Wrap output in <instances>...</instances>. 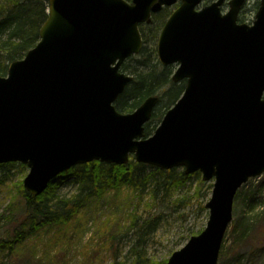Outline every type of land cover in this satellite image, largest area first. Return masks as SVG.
I'll return each instance as SVG.
<instances>
[{
	"label": "water",
	"instance_id": "1",
	"mask_svg": "<svg viewBox=\"0 0 264 264\" xmlns=\"http://www.w3.org/2000/svg\"><path fill=\"white\" fill-rule=\"evenodd\" d=\"M40 42L0 76V165L29 168L24 188L38 197L60 175L130 155L163 170L185 168L215 181L207 228L168 264H218L238 189L264 174V0L252 25L248 0H181L158 38L159 62L178 64L182 97L153 136L145 125L160 101L134 113L115 103L134 77L121 71L142 52L139 27L178 0H49Z\"/></svg>",
	"mask_w": 264,
	"mask_h": 264
},
{
	"label": "rangeland",
	"instance_id": "2",
	"mask_svg": "<svg viewBox=\"0 0 264 264\" xmlns=\"http://www.w3.org/2000/svg\"><path fill=\"white\" fill-rule=\"evenodd\" d=\"M216 1L206 0L201 6L205 7ZM260 1L247 2L240 13L244 23L252 25L261 5ZM178 6L179 4H175L172 8L164 9L162 13L154 15L153 21L165 24ZM228 9L226 5L224 10ZM145 48L148 49L149 56L145 53L141 59L133 56L125 62L127 70L124 72L127 75L135 77L136 72L146 71L148 67L142 64L145 60L150 67H155L156 72L163 71L158 52H154L157 45L150 42L145 44ZM176 68L177 66L172 67L173 74ZM167 110L168 108L161 114L159 121L153 122V133L162 123ZM29 171L27 166L20 163H15L10 169H0V233L10 231L15 234L22 229L26 230L25 239L17 254L12 257L7 256V253L0 254V264L10 261L11 264H114L118 253V264H133V228L161 210L167 214V220L157 233L152 234L153 241L148 245L147 251L156 262L167 261L168 264L176 251L206 229L210 218L207 203L212 198L214 182L205 181L201 191L200 200L206 206L203 212L197 211L194 203L197 195L195 190L199 186L195 180L168 195L160 193L157 197L153 196L151 189L142 194V197L128 188L111 189L100 197L95 195L94 202L69 225H51L33 230L27 218V204L22 190ZM82 192L89 193L80 187L75 178H71L60 188L58 195L71 198ZM237 192L234 218L225 236L219 264H264V174L250 179ZM260 206L261 215L256 219L258 216L255 212ZM133 214H136L137 219ZM195 232V235L190 236ZM118 234L121 239L118 238L116 243L111 242L110 237Z\"/></svg>",
	"mask_w": 264,
	"mask_h": 264
},
{
	"label": "trees",
	"instance_id": "3",
	"mask_svg": "<svg viewBox=\"0 0 264 264\" xmlns=\"http://www.w3.org/2000/svg\"><path fill=\"white\" fill-rule=\"evenodd\" d=\"M49 2V0H0V76H6L11 63L23 59L40 42V31L49 15ZM241 22H243L242 19ZM152 25L153 28H151ZM163 26L164 23L159 24L157 21H153L151 25H142L141 33L144 43L152 42L157 45V39ZM154 52L156 53V50ZM145 53H148V49L143 48L141 55L136 58L141 59ZM142 64L148 69L135 73V80L116 102V109L121 113L134 112L145 99L151 96H160L161 99L153 114V119L146 125V133L150 135L154 130L153 122L159 121L164 110L170 109L178 101L185 90V84L172 82V67H165L162 69L163 71L158 73L155 67L148 65L147 60ZM122 69L123 71L127 70V66L124 65ZM14 165L13 163H6L0 165V169H10ZM57 178L50 183L48 190L38 197L22 189L27 204V218L33 230L51 225H69L94 202L95 195L100 197L111 189L128 188L135 195L139 194L138 196L151 189L153 196L157 197L160 193L168 195L175 189L185 187L196 180L199 186L195 190L197 195L194 203L197 206V211L204 212L206 210L204 202L200 200L201 191L206 183L202 181L200 172L187 175L182 169L164 171L150 165L135 163L133 159L125 166L93 161L73 167L69 171L61 173ZM71 178H75L80 187L89 193L82 192L73 195L71 198L59 196L60 188ZM254 209L255 207L252 210ZM261 211L260 206V209L255 212V215L258 216L256 219L261 215ZM163 212L161 210V212L151 215L133 228L135 231L134 237H132L135 243L131 250L135 255L133 264H167V261L156 262L147 251L148 245L153 241L152 234L157 233L167 220V214L165 215ZM133 217L137 219L136 214H133ZM23 230L15 234L10 233V231L0 233V254L7 253V256L11 257L17 254L25 239L26 230ZM196 233H192L190 236ZM118 238L121 239L119 234L110 237V241L116 243ZM118 255L119 253L116 254L114 264H118ZM5 264H11V261Z\"/></svg>",
	"mask_w": 264,
	"mask_h": 264
},
{
	"label": "bare ground",
	"instance_id": "4",
	"mask_svg": "<svg viewBox=\"0 0 264 264\" xmlns=\"http://www.w3.org/2000/svg\"><path fill=\"white\" fill-rule=\"evenodd\" d=\"M77 167V166H76Z\"/></svg>",
	"mask_w": 264,
	"mask_h": 264
}]
</instances>
